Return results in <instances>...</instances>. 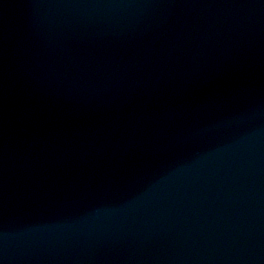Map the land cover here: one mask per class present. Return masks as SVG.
<instances>
[{
	"label": "water",
	"instance_id": "obj_1",
	"mask_svg": "<svg viewBox=\"0 0 264 264\" xmlns=\"http://www.w3.org/2000/svg\"><path fill=\"white\" fill-rule=\"evenodd\" d=\"M0 264H264V0H0Z\"/></svg>",
	"mask_w": 264,
	"mask_h": 264
}]
</instances>
